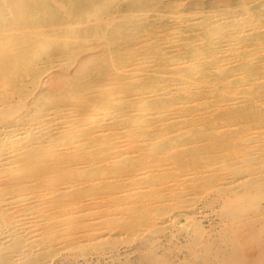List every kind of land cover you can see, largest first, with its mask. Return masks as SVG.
<instances>
[{"label": "rangeland", "instance_id": "obj_1", "mask_svg": "<svg viewBox=\"0 0 264 264\" xmlns=\"http://www.w3.org/2000/svg\"><path fill=\"white\" fill-rule=\"evenodd\" d=\"M124 1L125 0H120V1L119 0H102L100 3H98L101 7L99 8V10H97L94 13V16L95 17H101L105 14L107 16L115 15V17H116V18H114L115 21H118L119 19L121 20L120 10L122 8ZM181 1L182 2L185 1L184 2L185 6H183V9L180 8V11H179L181 14H179V12H177V10H176L178 7L176 8V6H173L174 7V8L172 7L173 8L172 9L173 15L169 17V19L171 21L170 26L168 25L165 29L158 28L159 32L158 31L154 32L152 34V38H150V40L148 41V42H155V43L158 42L156 44L159 47V49H161L159 51H164V52L167 51L164 53L165 55H168V56L171 55L172 56L175 54H182V53L185 54V52L187 51L186 48L190 44L192 46L197 47V48L210 47L211 43H216V40H214L215 35L224 34V33H227L226 35H228V34H230V30H231V34H234V33H232V29H239V30H240V28L242 29L241 23L245 19H247L249 21V23H251V24L255 23L256 25L255 24L254 25L256 27L254 26V28L248 30L249 32H247L245 30L247 32V34L245 31H244L245 33L241 32V37H239V41L233 40V42H234L233 46H232L233 49H232V51H230V57L231 58L229 59V63L224 68H222L218 62H215L214 60L212 61L214 50L208 49V52H206L200 59L199 58L191 59L187 55L184 56V58L182 60V61H184V64L183 65L181 64V66H182V69L185 70L187 73L186 78L190 80L192 77L194 78V77L199 76L198 73L196 72V70H200V69L206 70L205 72L210 74V77H211L210 81L213 83V86H212L213 88H211V91H208L207 90L208 86H205V87L202 86L201 87L202 84H200L198 88L192 89L191 93L192 92L193 93L192 94L190 93V95H189L190 97L189 98L187 96L183 97V99H181L179 102L181 104V102L186 101L187 110H185L183 112V114H184V117H187V118H185L184 120H181V121H177L176 123H172L169 126H163L162 125L160 127L161 128L160 134H158L159 131L157 130V128H159V127L157 125H155V127L152 125L148 127L147 124L143 123L141 120L139 123L138 117H141V115L146 110V108H148L147 109L148 111H150V109H152V111H155V110L162 111L165 109L173 110V108L177 109L180 107L177 106L178 105L177 102H176V104L175 103H167V102H169L168 101L169 97L168 98L165 97L164 99H161L159 101H155L154 99H147V94H149V92H147V93L145 92L143 94L138 90L140 87V84L144 80V77H145L147 71H152L153 75L161 78L162 81H160L159 83H161V82L162 83L163 82L169 83L170 81L173 82V80L171 79V76L167 72V70H159L160 69L159 68V65H160L159 58L155 57L154 54L152 55V53H150L149 55L145 54V56L141 57V59L138 62H135L133 64H129V65L126 63H124V65L122 63H119V64L118 63H113V64L108 63L107 65L104 64L102 66V64H101V67L109 68L108 70L112 69L113 73L108 74V75H97L94 78V80H95V82H93L94 84L90 83V87H88L87 92H85V96L88 97L87 98L89 101L88 104H80L78 102H75L74 100H68V101L61 102L60 103L61 108L59 107L55 111H53L55 108L52 105H47V104L41 105L42 111H44V109L46 110L47 108L49 109V107L50 108L52 107L53 109L50 111L56 112V115H61L62 113H64L65 115L69 114L71 116V118L75 117L77 124L83 123L82 125H79L81 130H83V125L85 124V122H87L85 120V118L87 116L90 118V121H91V120H94L96 118V116L98 117L100 115H103V111L104 112H107V111L112 112L113 110L114 111L112 113H115V112L118 113L119 112V114L122 116L121 120L124 119V122L126 121L127 118H134L135 123L138 124L137 127H139L137 134H135V133L127 132L126 131L127 128L124 129V127H122L123 124L120 127H115V126H112L109 124L101 125V124H106V123H103L106 121L102 120V123L100 122L101 124L100 123H91L90 126H88L89 128L88 127L84 128V130L89 134L93 132L92 134L88 135L90 137L95 138L94 141L92 142L93 145L91 148V149H93V152H92V155L91 154L82 155L79 158L80 162L78 164L72 165L69 163V166L66 168L67 173L64 176V178H67V180L70 178L69 181H71L72 184L75 183V185L73 184L74 186H72L71 190L68 191L69 192L67 194L68 196L65 199H63V201H66V199L69 200V201L67 200L69 202V205L66 207V209L73 208V209H70L68 211L72 210L71 212L76 213L79 211L78 210L79 206H80L79 209L81 211H79L78 214L74 213L75 216L72 219H70L68 222H66L67 223L66 224V226H67V232L66 233H60L59 232V234H58L59 236L56 235V237L58 236L57 238L59 239L58 240L59 243L52 245L53 248L49 245L52 249L50 248V250H48V253L46 251L43 254V257L45 259L48 258L47 260L51 261L50 264H122V263L123 264L124 263L125 264H154V263L155 264H189V263L190 264H264V231H263L264 230V177H263L264 176V172H263L264 171V163H263L264 152H263V150L264 149H262V147L264 148V103L262 100L263 98L258 100L259 102L257 101V104L259 103L258 104L259 105V111L253 110L254 112L260 113L262 115V117H263L262 120L251 119V117H249V115H245L246 112L248 113V111L238 112L241 108H246V107H249V106H252L255 104L252 102L251 103L249 102L250 104L248 103V101L250 100V97L252 98L253 89L252 88L247 89L248 88L247 86L251 82V81H248V80H250L249 74L254 71V69H255L254 67L258 68L259 70L257 73H255V75L253 74L254 76L251 75L250 78L252 79L253 83L256 86H258V87H255V89H261L260 92H262V93L264 92V86H263L264 84H262L264 82V60H262V59H264V43L256 44L255 41L252 40V38H251V36L255 35L254 33L264 31V26H263L264 23H260V20L257 19V16H256L257 14L253 13L254 10L252 8H250V5H249L248 1H246V0H242V1H244V2L246 1L245 6L247 8H245L244 5H243V7L232 6L234 3L238 2V0H231V1L230 0H221V2L219 0H198V1L197 0H195V1L194 0H190V1L189 0L188 1L187 0H181ZM222 1H223V3H225L224 5H223ZM260 1L263 2L262 0H260ZM165 2H166L165 0H160V2L158 3L159 5L161 4L160 6L157 5L154 7H150V6L145 7L140 12L141 17H143L145 15L143 19L149 20L152 17L156 16V18L158 19L157 15L154 12H156V10L158 13L159 12L162 13V12L166 11L163 8V3H165ZM218 2H219V4H218ZM194 4H196V5H194ZM215 4H217V5H215ZM250 4L252 5V3H250ZM220 5H222V6H220ZM159 7L162 9H160ZM153 8H155L153 10L154 12L152 11ZM147 10H149V11H147ZM224 13L229 15V17L228 18H226V17L221 18V17L225 16ZM188 14H189V16H188ZM207 16H210L211 18L207 17ZM202 17H203V19H202ZM220 18L222 19L221 20L222 24L218 23V24H221L220 26L217 24V25H212V27L208 28L207 23H206V21H208V19L209 20L210 19L219 20ZM195 19H198L199 21L203 22V24L201 25V22H197L198 20H195ZM158 21L160 22L162 20L159 19ZM163 22L170 23L169 21H164V20H163ZM235 22H236V24H235ZM160 24L161 23H158L155 27L157 28L158 25H160ZM188 26H189V28H188ZM260 26H261V29H260ZM246 28L248 29L249 27H245L244 29H246ZM45 30H47L49 34L53 33L54 35H57L59 37V38L55 39L56 40L55 43H57L55 45L61 46L62 44H65L63 42L64 38L59 35L60 31L58 30L57 26H55V25L54 26H48L45 28ZM160 30H162V31H160ZM196 32H198V33H196ZM207 32L209 34H207ZM212 34H215V35L212 36ZM162 35H163V37L166 35L167 36L163 38ZM196 35H197V37H196ZM235 35H236V32H235ZM188 36H190V37L192 36V37L190 38ZM42 37L43 36H41V38ZM185 37H188V38H185ZM161 38L163 40H161ZM182 38H183V40H182ZM45 40H46V37H44L43 41H45ZM194 40L195 41L197 40V42H195ZM185 41L186 42L189 41L190 44H188V43L185 44ZM143 43H145V42H140V45H143ZM88 44L93 45V44H98V43H96L95 40L94 41L91 40L88 42ZM243 45H244V47H242ZM51 46L52 45H49V43H48L47 45L43 46L41 48V50H39V52L37 53L36 67H38V69L44 70L45 68H47L49 66V67H51L50 69H52L54 71H56V70L62 71L63 68L59 69V67H58V66L62 67V65L59 64V62L62 60L64 61V59L65 60L67 59V65L65 68H67V70L72 69L75 65V60H73V59L76 57H74V56L71 58H66L63 55H61V56H57V57H51L49 60L46 58L47 56H46L45 52H48L51 49ZM137 47H138V45L136 46V48ZM138 48H141V47H138ZM163 48H165L166 50ZM72 49H73L72 45H70V48L67 50V52H65V53H67L68 57L73 55ZM159 51H157L158 52L157 54H159ZM239 52H243L244 56L241 57L239 55ZM232 54H234V55H232ZM245 55H247V56H245ZM206 57H208V58H206ZM60 59H62V60H60ZM207 59H208V62H207ZM209 60L211 62H209ZM241 60H243L244 63H247V61H248L249 63L246 64L248 67L246 66V68L243 67L242 69H236L234 66H236ZM37 62L39 64H37ZM185 62L189 63V64H186L187 67H183V66H185ZM70 63H72V64H70ZM255 63L257 65H255ZM190 64L191 65L193 64L194 66L193 65L191 66ZM175 66H176L175 64H170L168 66V69L173 70L174 68H176ZM194 67H195V69H194ZM259 67H263V68H259ZM117 68H118V70H116ZM230 69H234L235 72H229L228 70H230ZM120 70H121V72H120ZM189 71L191 72V74ZM123 72H125V73H123ZM42 73H41V79L43 77L42 81L37 83L36 86L34 85V87L30 83V80H29L30 75L24 77L27 84H29V88H33V92L41 90L43 88L47 89L49 87L47 82L43 81V80H45V78H44L45 74H42ZM148 73H150V72H148ZM188 73H189V75H188ZM234 73L235 74L237 73V77H238L239 82H234V80H232L234 75H235ZM112 74L114 75V78H112ZM165 74H167V75H165ZM231 74H234V75L230 76ZM239 74H240V76H239ZM190 75H191V77H190ZM101 76H102V78H101ZM120 76L121 77L123 76V77L120 78ZM228 76H230L231 78ZM252 76L254 78H252ZM97 78L100 80H98ZM115 78H117V79H115ZM123 79L126 81H124ZM194 79H196V78H194ZM226 79H228V81ZM241 79L243 81H241ZM112 80H115V81L112 82ZM224 80H226V81H224ZM230 81H232V82H230ZM43 82L45 84H43ZM102 82H104V83H102ZM105 84L106 85L108 84V85L106 86ZM158 84H156L155 86L153 85V87H152L153 90L151 91V93H154V91H156L158 89V86H157ZM125 85H126V87H125ZM113 86H114V88L111 89ZM243 86L246 90L243 89ZM129 87H130V89L126 90V88H129ZM240 87H241V89H240ZM224 88L226 90H224ZM95 90H97V91H95ZM120 90H121V92H120ZM125 90L128 94L125 93ZM204 90H205V92H204ZM215 90H217V91H215ZM242 90L246 91L247 94L249 91V94L244 95L245 92H243ZM136 91H138V93ZM223 91L226 92L227 94L224 93ZM235 91H236V93H235ZM254 93H256V91ZM119 94H120V96L122 94L123 97L118 96ZM177 94L178 93H176V96H178ZM200 94L201 95L204 94V95H202L203 97L200 96ZM235 94H237V95H235ZM246 95H247V97H246ZM116 96H118V97H116ZM215 96H217V98ZM124 97H126V98H124ZM180 97L182 98V96H180ZM193 98H195V99H193ZM207 98H209V99H207ZM212 98H214V99H212ZM226 98L227 99L230 98V100H224ZM232 98H234V99L232 100ZM254 98H256V97H254ZM95 100H97L99 102L95 103ZM211 100H212V102H211ZM216 100L217 101L219 100V101L217 102ZM241 100H243V101H241ZM142 101H144V102H142ZM188 101L190 102V104L188 103ZM92 102H93V104H92ZM226 102H231V103L227 104ZM142 103H143V105H142ZM211 103H212V106H211ZM123 104L125 105L124 107H123ZM230 104H232V106ZM140 105H142V106H140ZM192 105H194V107ZM202 105H204V106L202 107ZM218 107H219V109H218ZM225 107H226V110H224ZM256 107L257 106H255V108ZM94 109H96L97 111ZM252 109H253V107H252ZM86 110H91V111L86 112ZM92 110L95 112H92ZM201 110H202V112H200ZM220 110H223V111H220ZM218 111L220 112L221 115L217 114ZM229 111H230V113L231 112L234 113V117H233L234 119H232V120H228V118L225 114V112L228 113ZM203 112H204V114H203ZM83 114H86V115H83ZM189 116L192 117V119H190ZM217 116H218V118H216ZM237 117H238V119H237ZM219 118H221V119H219ZM225 118H226V120H225ZM248 118H249V121H247ZM210 119H211V121H210ZM218 120H220V121H218ZM221 120H225V121H221ZM233 120H234V122H233ZM190 122L191 123L194 122L193 123L194 125L191 124ZM224 122H228V123H224ZM96 124H98V125H96ZM222 124H224V125L222 126ZM98 126H100V127H98ZM181 127H183V128L181 129ZM220 127H222V129H220ZM80 128H78V129H80ZM117 128H120V129H117ZM177 128H179L182 131L179 135L177 134L178 136L174 134L175 129H177ZM193 128L196 130L198 129V131H193L194 130ZM217 128H218V130H217ZM102 129H104L105 131ZM199 129L200 130L202 129L204 131H202V130L199 131ZM223 129H225L226 131ZM101 131L110 132V133L108 135H106V137L104 136V138H103L102 136L101 137L98 136V134L101 133ZM208 131L210 132V134H206ZM171 132H174V133L172 134ZM202 133L203 134L205 133L206 135L204 134L205 135L204 136ZM217 134H218V136H217ZM146 135L147 136L151 135L150 138L152 140L150 138L149 139L147 138L146 139V142H147L146 146L144 144L139 146L142 139H145L144 136H146ZM154 137H157V138L154 139ZM207 137H209V138H207ZM221 137H224L227 139V144H223L221 142V139H220ZM204 138H206V139H204ZM216 138L218 140L219 139L220 140L218 141ZM242 138L243 139L245 138V140H242ZM114 140H116V141H114ZM139 140H141L140 143H138ZM207 140H209V141H207ZM204 142L206 145L204 144ZM211 142H212V144H211ZM254 142H255V144H253ZM199 144L200 145L202 144L201 145L202 148H199V146H200ZM240 144L241 145L243 144L242 145L243 147ZM113 145H114V147H112ZM135 145L138 146L137 147L138 149L135 147ZM233 145H236V146H233ZM237 145L242 147V149L240 147H237ZM244 145L246 146V148ZM116 146H118V147L116 148ZM168 147L169 148L171 147V148L169 149ZM197 147H198V149H197ZM234 147H235V151H233ZM223 148H225V149H223ZM247 148H249V150ZM257 148L261 149V150H258ZM99 149H101V150H99ZM136 149H137V151H136ZM147 149H150V150L153 149V151H152L153 153ZM237 149L240 152H236V151H238ZM185 150H187V151H185ZM210 150L211 151L213 150V151L211 152ZM78 151H80V150H75L74 152L77 153ZM114 151L116 153L115 155H113ZM123 151H125L126 153ZM102 152H103V154H102ZM121 152H123V155L126 156L124 159H122V158L120 159V161L122 160L121 161L122 163L120 161L114 162L115 159H117V158L119 159L120 157H122ZM257 152H259V153H257ZM101 154L103 155V157L101 156ZM104 154H106V155H104ZM176 154H178V155H176ZM217 154H218V156H217ZM242 154H244V155H242ZM247 154H249V155L247 156ZM236 155L237 156L242 155V156H240V159H239V157L237 159H234L237 157ZM260 155H262V156H260ZM151 156H154V158H156V159H154ZM156 156L158 157V159ZM159 156H161V158ZM211 156H212V158H211ZM165 158H167V160ZM262 158H263V160H262ZM147 159H149L150 161ZM209 159L210 160L212 159L211 161H213V160L214 161L211 163V161ZM241 159H242V162H241ZM244 159L245 160L247 159L248 162L245 163ZM249 159L252 161H250ZM89 160H90V164H88V166H86L87 164L85 166H82L83 165L82 161H89ZM146 160H147V162H146ZM158 160L160 161L159 163H158ZM234 160H236V161H234ZM207 161H209V162H207ZM261 161H262V163H261ZM150 162H151V164H150ZM255 162L257 163L256 165H255ZM93 163H95V164H93ZM104 163H105V166H104ZM152 163L154 165V168H153ZM184 163H185V166H184ZM196 163H198V164H196ZM232 163H234V165ZM250 163H251V165H249ZM258 163L262 166H260ZM108 164L111 166H109ZM130 164H132L134 166L130 167L131 166ZM138 164L141 166H139ZM230 164L232 166H230ZM252 164H253V166H252ZM95 165H97V166H95ZM101 165H103L104 167H101ZM135 165H136V167H135ZM73 166H75V167H73ZM80 166L82 167V169H80L81 168ZM115 166H117V167L115 168ZM123 166H125V168ZM143 166H145V168ZM195 166H196V168H195ZM148 167L149 168L152 167V168L149 169ZM155 167L157 168L156 169L157 171L154 173ZM181 167L183 168V170ZM203 167L206 169L204 170ZM88 168L91 172L88 171ZM200 168H203V169H200ZM217 168L220 170H218ZM230 168H231V170H230ZM257 168H260V169H258L257 172H255ZM138 169H140V171H138ZM176 169H178V170H176ZM224 169L225 170L229 169V170L225 171ZM249 169H251V170H249ZM252 169H254V170H252ZM69 170H72V171L70 172ZM207 170H208V172H207ZM215 170H216V172H215ZM259 170H262V171H259ZM68 171H69V173H68ZM110 171H112V173H110ZM143 171L145 173H143ZM170 171L173 174H171ZM172 171H174V172H172ZM221 172H223V173L226 172V174L224 173L226 176ZM117 173L119 174V176ZM133 173H135V174H133ZM164 173H166V174H164ZM190 173H191V175H190ZM49 174L45 175V177L51 178L52 175L51 174L49 175ZM54 174L56 175L57 173H54ZM158 174H160V175L162 174V175L160 176ZM187 174L189 176H191L192 178L189 177ZM245 174L249 175V176H244ZM256 174H257V176H256ZM91 175H92V177H91ZM122 175H123V178L121 177ZM124 175H126V176H124ZM137 175H138V177H136ZM181 175H184V176L180 177ZM222 175H224V176H222ZM233 175L235 176L236 179L240 180V181L237 180V182H236L237 184L235 183L236 186L232 185L236 181V179L234 177H231ZM236 175H238L237 176L238 178L236 177ZM241 175H243V176H241ZM261 175H263V176H261ZM113 176H114V178H113ZM131 176H132V178H131ZM254 176H256V177L259 176V177L256 178ZM89 177H91V178H89ZM94 177H96V178H94ZM108 177H109V179H108ZM140 177H141V180L137 179ZM171 177L174 178L175 181ZM198 177H199V179H198ZM241 177L247 178V180L243 179ZM159 178L163 179V181H158ZM229 178H231V179H229ZM240 178L242 179V182H241ZM248 178L249 179L251 178V179L249 180ZM252 178H254V180ZM51 179H47L45 181L50 182ZM80 179L84 180V183ZM89 179H90V181H89ZM181 179L184 180V183H183V180H181ZM224 179L226 181H224ZM76 180L78 182H76ZM87 180H88V182H87ZM93 180L95 181V183L93 182ZM154 180H156V182ZM168 180L170 182H167ZM185 180H187L188 182L187 181L185 182ZM190 180H191V182H189ZM245 180L247 181V184H249L250 181L255 182V183H251L250 185H247L245 183L246 182ZM257 181H258V183H257ZM117 182L118 183L120 182L119 187H117L118 186ZM180 182H182V183H180ZM77 183H79L78 184L79 186L77 185ZM106 183H108V184L106 185ZM150 183H153L152 184L153 187H150L151 186ZM239 183H240V185H239ZM56 184H58V183H56ZM56 184H54V185L53 184H49V185L47 184V187L58 186ZM89 184L91 186L88 187L87 185H89ZM109 184H111V185L113 184L112 185L113 187ZM132 184H133V186H132ZM158 184H160V185H158ZM102 185H104L103 187H106V188L104 189L102 187ZM114 185H115V187H114ZM173 185H175V186H173ZM179 185H180V187H179ZM136 186H137V189H136ZM144 186H145V189H144ZM160 186H162V188ZM109 187H111V188H109ZM141 187L144 189V191L140 190V189H142ZM224 187H225V189H224ZM124 188H125V190H124ZM121 189H123V191H121ZM135 189H136V191H134ZM163 189L164 190L166 189L165 192ZM174 189H176V190H174ZM111 190H113L114 192ZM119 191L121 193H119ZM130 191L131 192L134 191V192L131 193ZM90 192H92V193H90ZM93 192L95 194H93ZM134 193H137V194L134 195ZM100 194H102V196ZM127 194H129V195H127ZM131 194H133V197ZM177 194H178V197L180 196L179 198H177ZM184 194H186V195H184ZM105 195H107V196H105ZM191 195H193V196L191 197ZM116 198H118V200ZM70 199H72V200H70ZM144 199H146V200H144ZM155 199H156V201L158 200L156 202V204H155ZM168 199H169V201H167ZM183 199H184V201H183ZM113 200H115L116 202ZM131 200H133V201H131ZM162 200H164V203ZM176 200H177V202H176ZM79 201H80V203H79ZM98 201H100V202H98ZM117 201H120V202H117ZM128 201L130 204L128 203ZM160 201H162V202H160ZM124 202H126V203H124ZM132 202H135V203L133 204ZM138 202H140V203H138ZM145 202H147V203H145ZM168 202L170 205L168 204ZM105 203L106 204L108 203L109 205L107 206V205H105ZM70 204H72V205H70ZM113 204H115V205H113ZM127 204H128V206H127ZM143 204H144V206H143ZM167 204H168V206H167ZM186 204H187V206H186ZM111 205H113V206H111ZM122 205L123 206L125 205L124 207H126L127 210H125V208ZM129 205H130V207H132V209L129 207ZM146 206H147V208H146ZM165 206H167L168 209L167 208L165 209ZM88 207H89V209H88ZM86 208L89 210V212H88V210H86ZM56 209H58V208H56ZM95 209L97 212H95ZM128 209H129V211H128ZM85 210L87 212H86V214H83V212ZM99 210L101 211V213L99 212ZM156 210H159L160 212L158 211L159 212L158 213ZM136 211L141 212V213H139L140 215L138 213L136 214ZM147 211H148V213H147ZM152 211H153V214H152ZM93 212H95V213H93ZM122 213H125V214H122ZM156 214L163 215L162 216L163 218H161V215L158 217V215H156ZM82 215H83V217H82ZM86 215H90V217L89 216L87 217ZM107 216H109V217H107ZM133 216H136V217H133ZM78 217L80 219L82 217V219L80 220ZM138 217H139V219H138ZM115 218H117V219H115ZM136 218L139 221H137ZM150 218H151V220H150ZM158 218H160L159 221H158ZM121 219H123V220H121ZM128 219H130V220H128ZM245 219L247 221H245ZM126 220H128V221H126ZM146 220H149L150 223L149 222L146 223L145 222ZM126 222H129L130 224H128V223L126 224ZM133 223L136 225L134 226ZM144 223H146V224H144ZM75 224H76V226H75ZM105 224H107V225H105ZM138 224L144 225V227L139 225L140 228L141 227L143 228V229L141 228L142 232H140L141 230H138L139 229ZM147 224L149 226H147ZM122 225H124V226H122ZM113 226H116V227H113ZM132 226H133V228L131 229L130 227H132ZM145 226L147 227V230H146ZM155 226L157 227V229ZM96 227L97 228L99 227V229H96ZM112 227H113L114 231H119V232L118 233L113 232L114 234L112 235V231H111ZM105 228H106V231H105ZM135 228L137 229V231ZM109 229L111 231L110 233L112 236L108 232ZM78 230L79 231L81 230V231L78 232ZM99 230H102V231H99ZM131 230L132 231L134 230V231L132 232ZM120 231H121V233H120ZM98 232H100V233H98ZM131 232H132V234H131ZM106 233H108V234H106ZM92 234H94V236L98 235L99 237L98 238L96 237L94 239ZM103 234H105V236ZM123 234L125 236H123ZM64 239L67 241V243L69 245L67 243H65L66 241H64ZM96 239H98L97 241H99V242H97ZM60 240H62L63 242H61ZM70 241L72 243L74 242L73 246H75V247L72 246V243ZM80 241L81 242L84 241V242H82L80 244L79 243ZM77 242L79 243V245L77 244ZM85 243H87V244H85ZM54 246H55V248H54ZM69 248H71V249H69ZM80 248H82V249H80ZM228 254H230V255L228 256ZM198 260H200V261H198ZM196 261H197V263H196Z\"/></svg>", "mask_w": 264, "mask_h": 264}, {"label": "bare ground", "instance_id": "obj_2", "mask_svg": "<svg viewBox=\"0 0 264 264\" xmlns=\"http://www.w3.org/2000/svg\"><path fill=\"white\" fill-rule=\"evenodd\" d=\"M102 0H0V264H50L51 261H48L43 257V254L50 248L52 245H55L59 243V239L57 238L60 233H66L67 232V226L66 222H68L70 219H72L75 215L73 212L68 211L73 208L66 207L69 205V200L66 199V201H63L68 195V191L71 190L72 186L75 185V183L72 184L70 178L67 180V178H64L66 175L67 167L70 164H78L80 161V157L82 155H88L93 152L92 148V142L94 141V137H90L88 135L92 133H87L84 128L90 126L91 123H102V120H105L106 124L101 125H112L115 127H120L122 124L124 129H126L127 132L135 133L137 134L139 127L138 124L135 123L134 118H127L124 122V119H122V116L119 114V112L112 113L110 111L104 112L103 115L96 116L94 120L90 121V118L87 116L85 120V124L83 125V130L79 127V125H82L81 123L77 124L76 118L71 116L65 115L62 113L61 115H56V112H52L53 108L49 107L46 110L42 111L41 105L47 104L52 105L55 109H58L61 102L68 101V100H74L75 102H78L80 104H88V97L85 96V92H87V88L90 87V83L95 82L94 78L97 75H108L113 73V70L106 67H101L108 63H124L126 64H133L135 62H138L141 57L145 56V54H154L155 57L159 58V70H167V72L170 74L171 79L173 82L169 83H159L162 81L161 78L153 75L152 71H147L143 82L140 84L139 91L141 93H147V99H154L155 101H159L161 99H164L165 97H169L167 103H178L177 109L171 110V109H165V110H155L148 111L146 110L143 112L141 117L139 118L143 123H146L147 126H154L157 125L159 128L157 130L159 131L158 134H160L161 126H169L172 123H176L177 121L184 120L187 117H184L183 112L187 110L186 108V101L179 103L183 97H190V93L192 89H196L199 87L200 84L202 86H208V91H211V88H213V83L210 81L211 77L210 74L205 72L206 70L200 69L196 70L199 76L193 77L189 80L187 79L186 71L182 69L181 64H184L183 58L185 55L189 56L191 59H197L201 58L206 52H208V49L214 50L213 52V59L215 62H218L219 65L224 68L228 63L230 57V51L233 49V40H238L239 37H241V32H244L245 30L249 32L248 30L254 28L255 25L249 23L247 19L243 20L241 23V27L239 29H232L230 30V34L226 35L219 34L215 35L214 40H216V43H211L210 47L207 48H197L195 46H192L190 42H186L185 44H190L187 46V51L185 54H175V55H165L164 53L167 51H159V47L156 43L158 42H148L150 38H152V34L154 32H157L158 28L165 29L168 25L170 26L171 21L169 19L170 16L173 15L172 9L173 6H176L177 12L180 11V8L183 9L184 2L181 0H165L166 2L163 3L164 12L158 13L157 10L154 12L157 15L152 17L149 20L143 19L141 17L140 12L145 7H154L159 5L158 3L160 0H125L122 8L120 10V17L118 21H115L114 18L115 15L107 16L106 14L101 17H95L94 13L99 10L101 7L98 3H100ZM120 1V0H119ZM188 1V0H187ZM190 1V0H189ZM195 1V0H194ZM198 1V0H197ZM221 2V0H219ZM231 1V0H230ZM248 1L250 8L254 10V14L256 13L257 19L260 20V23H264V0L261 2L260 0H246ZM245 1V2H246ZM112 2V1H111ZM114 2V1H113ZM234 2V1H233ZM245 2L242 0H238V2L234 3L232 6L234 7H243L245 6ZM194 3V2H193ZM213 3V2H212ZM223 3V1H222ZM252 3V5L250 4ZM190 4V3H189ZM197 4V3H196ZM194 4V5H196ZM219 4V2H218ZM225 3H223L224 5ZM161 5V4H160ZM159 5V6H160ZM217 5V4H215ZM209 6V5H208ZM207 6V7H208ZM222 6V5H220ZM226 6V5H225ZM231 6V7H232ZM173 7V8H172ZM217 7V6H216ZM224 7V6H223ZM160 8V7H159ZM245 8H247L245 6ZM157 9V8H156ZM162 9V8H160ZM111 10V9H110ZM214 10V9H213ZM229 10V9H228ZM149 11V10H147ZM227 11V10H226ZM225 11V12H226ZM176 12V13H177ZM184 12V11H183ZM188 12V11H187ZM107 13V12H106ZM186 13V12H185ZM179 14H181L179 12ZM183 14V13H182ZM191 14V13H190ZM196 14V13H195ZM152 15V14H151ZM225 16L221 18H228L229 15L224 13ZM189 16V14H188ZM214 16V15H213ZM217 16V15H216ZM210 17V16H207ZM233 17V16H232ZM190 18V17H189ZM211 18V17H210ZM215 20V19H208L206 21L208 28L212 27V25H217L218 23H221V20ZM231 18V17H230ZM229 18V19H230ZM249 18V17H248ZM148 19V18H147ZM161 19L162 21H158ZM181 19V18H180ZM193 19V18H192ZM203 19V17H202ZM206 19V18H205ZM204 19V20H205ZM234 19V18H233ZM244 19V18H243ZM256 19V20H257ZM169 21L168 22H163ZM174 20V19H173ZM187 20V19H186ZM198 20V19H195ZM207 20V19H206ZM196 22V21H195ZM194 22V23H195ZM201 22V21H197ZM158 25L156 28L155 26ZM205 23V22H204ZM226 23V22H225ZM203 22H201V25ZM222 24V23H221ZM221 24H218L219 26ZM227 24V23H226ZM236 24V22H235ZM258 24V23H257ZM57 26L58 30L60 31L59 35L64 38V43L61 46L55 45L57 43L55 39L59 38L57 35L49 34L47 30H45L48 26ZM253 26V27H252ZM264 26V25H263ZM245 27H249L248 29H244ZM256 27V26H255ZM258 27V26H257ZM169 28V27H168ZM189 28V26H188ZM259 28V27H258ZM263 28V27H262ZM244 29V30H243ZM256 29V28H255ZM261 29V26H260ZM53 31V30H52ZM162 31V30H160ZM164 31V30H163ZM166 31V30H165ZM170 31V30H169ZM206 31V30H205ZM245 31V32H246ZM159 32V31H158ZM215 32V31H214ZM236 32V35H235ZM244 32V33H245ZM246 32V34H247ZM198 33V32H196ZM229 33V32H228ZM56 34V33H55ZM207 34H209L207 32ZM217 34V33H216ZM255 35L251 36L252 40L255 41L256 44H262L264 43V31L263 32H256ZM203 35V34H202ZM201 35V36H202ZM41 36H43L41 38ZM161 36V35H160ZM167 36V35H166ZM164 36V37H166ZM184 36V35H183ZM44 37H46V40L43 41ZM163 37V35H162ZM163 37V38H164ZM173 37V36H172ZM181 37V36H180ZM190 37V36H188ZM185 37V38H188ZM192 37V36H191ZM190 37V38H191ZM197 37V35H196ZM91 40H95L98 44L89 45L88 42ZM161 40H163L161 38ZM183 40V38H182ZM165 41V40H164ZM195 41V40H194ZM140 42H145L143 45H140ZM172 42V41H171ZM197 42V40L195 41ZM51 46V49L46 53V58L49 60L51 57H57L63 55L66 58L76 57L73 60H75V65L72 69L67 70V59L64 61L59 62V64L62 65L58 66L59 69L63 68L62 71H54L50 69L51 67H47L44 70L38 69L36 67V61H37V53L41 48L45 45ZM173 43V42H172ZM180 43V42H179ZM100 44V45H99ZM161 44V43H160ZM70 45H72L73 55L70 57L67 56V50L70 48ZM141 48H136V46ZM165 45V44H164ZM169 46V45H168ZM161 47V46H160ZM164 47V46H163ZM167 47V46H166ZM244 47V45L242 46ZM165 49V48H163ZM238 49V48H237ZM258 49V48H257ZM71 50V51H72ZM166 50V49H165ZM183 50V49H182ZM159 51V54H157ZM235 51V50H234ZM163 52V53H162ZM170 52V51H169ZM262 53V52H261ZM243 52H239V55L242 57ZM80 55V56H79ZM234 55V54H232ZM78 56V57H77ZM247 56V55H245ZM258 56V55H257ZM151 57V56H150ZM210 57V56H209ZM263 57V56H262ZM157 58V59H158ZM208 58V57H206ZM233 58V57H232ZM237 58V57H236ZM248 58V57H247ZM58 59V58H57ZM56 59V60H57ZM251 59V58H250ZM260 59V58H259ZM262 59V58H261ZM156 60V59H155ZM239 60V59H238ZM258 60V59H257ZM264 60V59H262ZM208 62V59H207ZM209 62H211L209 60ZM233 62V61H232ZM263 62V61H262ZM261 62V63H262ZM74 63V62H73ZM202 63V62H201ZM247 63H249L247 61ZM243 60H241L236 66H234L236 69H242L243 67L246 68V64ZM37 64H39L37 62ZM72 64V63H70ZM170 64H175L176 68L173 70H169L168 66ZM186 64H189L185 62ZM191 65V64H190ZM193 65V64H192ZM191 65V66H192ZM208 65V64H207ZM255 65H257L255 63ZM254 65V66H255ZM56 66V67H57ZM64 66V67H63ZM111 66V65H110ZM122 66V65H121ZM120 66V67H121ZM194 66V65H193ZM219 66V67H220ZM261 66V65H260ZM40 67V66H39ZM55 67V68H56ZM112 67V66H111ZM201 67V66H200ZM248 67V66H247ZM212 68V67H211ZM215 68V67H214ZM254 71L249 74L248 81H251L250 84L247 86V89L252 88L253 89V95L252 98L250 97V100L248 103L252 102L255 103L252 106L241 108L240 111H248L245 115H249L251 119H259L262 120L263 117L260 113L254 112L259 111V103L257 104V101L263 98L264 103V92H260L261 89H255L256 86L252 79L250 78L251 75H255V73L258 72V68L254 67ZM263 68V67H259ZM54 69V68H53ZM121 69V68H120ZM145 69V68H144ZM195 69V67H194ZM228 69V68H227ZM251 69V68H250ZM118 70V68L116 69ZM219 70V69H218ZM217 70V71H218ZM229 72H235L234 69L228 70ZM245 71V70H244ZM247 71V70H246ZM43 72V73H42ZM45 72V73H44ZM115 72V71H114ZM121 72V70H120ZM119 72V73H120ZM150 72V73H148ZM190 72V71H189ZM227 72V71H226ZM261 72V71H260ZM41 73L45 74L43 80L46 81L49 87L47 89H41L38 91L33 92V88H29V84L25 81L26 76L30 75V83L34 87L37 83L41 82ZM125 73V72H123ZM263 73V72H262ZM191 74V72H190ZM219 74V73H218ZM229 74V73H228ZM227 74V75H228ZM235 74V73H234ZM231 74L230 76L234 75ZM259 74V73H258ZM160 75V74H159ZM167 75V74H165ZM189 75V73H188ZM214 75V74H213ZM212 75V76H213ZM253 75V76H254ZM119 76V75H118ZM128 76V75H127ZM139 76V75H138ZM193 76V75H192ZM216 76V75H215ZM225 76V75H224ZM228 76V77H230ZM240 76V74H239ZM252 76V78H254ZM105 77V76H104ZM123 77V76H122ZM120 76V78H122ZM133 77V76H132ZM191 77V75H190ZM258 77V76H257ZM102 78V76H101ZM112 78H114V75L112 74ZM111 78V79H112ZM166 78V77H165ZM170 78V77H169ZM220 78V77H219ZM231 78V77H230ZM98 79V78H97ZM117 79V78H115ZM127 79V78H126ZM170 79V80H171ZM223 79V78H222ZM229 79V78H228ZM228 79H226L228 81ZM262 79V78H261ZM260 79V80H261ZM94 80V81H93ZM100 80V79H98ZM102 80V79H101ZM108 80V79H107ZM121 80V79H120ZM124 80V79H123ZM224 80V81H226ZM234 82H239L237 73L234 75L233 79ZM115 80H112V82ZM119 81V80H118ZM126 81V80H124ZM241 81H243L241 79ZM43 82V84H45ZM101 82V81H100ZM105 82V81H104ZM102 82V83H104ZM117 82V81H116ZM122 82V81H121ZM232 82V81H230ZM125 83V82H124ZM159 83V84H158ZM42 84V85H43ZM94 84V83H93ZM114 84V83H113ZM118 84V83H117ZM120 84V83H119ZM128 84V83H127ZM133 84V83H132ZM131 84V85H132ZM158 84V89L154 91V93H151L153 90V85L155 86ZM264 84V82L262 83ZM106 85V84H105ZM108 85V84H107ZM106 85V86H107ZM92 86V85H91ZM104 86V85H103ZM133 86V85H132ZM222 86V85H221ZM262 86V85H261ZM260 86V87H261ZM264 86V85H263ZM126 87V85H125ZM40 88V87H39ZM114 86L111 88L113 89ZM118 88V87H117ZM123 88V87H122ZM226 88V87H225ZM224 88V90H226ZM38 89V88H37ZM129 90V88H126V90ZM155 89V88H154ZM204 89V88H203ZM241 89V87H240ZM243 89L244 86H243ZM123 90V89H122ZM125 90V93H127ZM246 90V89H245ZM97 91V90H95ZM214 91V90H213ZM217 91V90H215ZM221 91V90H220ZM245 94H247L246 91L242 90ZM256 91V93H254ZM113 92V91H112ZM121 92V90H120ZM119 92V93H120ZM129 92V91H128ZM138 93V91H136ZM205 92V90H204ZM224 92V91H223ZM238 92V91H237ZM176 93H178L176 96ZM193 93V92H192ZM191 93V94H192ZM196 93V92H195ZM194 93V94H195ZM198 93V92H197ZM202 93V92H201ZM216 93V92H215ZM214 93V94H215ZM226 93V92H224ZM236 93V91H235ZM252 93V92H251ZM128 94V93H127ZM206 94V93H205ZM213 94V95H214ZM217 94V93H216ZM223 94V93H222ZM227 94V93H226ZM249 94V91H248ZM247 94V95H248ZM126 95V94H125ZM133 95V94H132ZM204 95V94H202ZM200 94V96H202ZM207 95V94H206ZM212 95V96H213ZM237 95V94H235ZM243 95V96H244ZM246 95V97H247ZM120 96V94L118 95ZM116 96V97H118ZM122 96V94H121ZM120 96V97H121ZM128 96V95H127ZM131 96V95H130ZM134 96V95H133ZM136 96V95H135ZM142 96V95H141ZM182 96V98L180 97ZM209 96V95H208ZM207 96V97H208ZM226 96V95H225ZM123 97V96H122ZM192 97V96H191ZM198 97V96H197ZM203 97V96H202ZM217 98V96H215ZM222 97V96H221ZM249 97V96H248ZM256 97V98H254ZM126 98V97H124ZM137 98V97H136ZM140 98V97H139ZM138 98V99H139ZM235 98V97H234ZM232 98V100L234 99ZM195 99V98H193ZM205 99V98H204ZM209 99V98H207ZM214 99V98H212ZM246 99V98H245ZM244 99V100H245ZM249 99V98H248ZM247 99V100H248ZM186 100V99H185ZM224 100H230V98H226ZM125 101V100H124ZM192 101V100H191ZM210 101V100H209ZM208 101V102H209ZM217 101V100H216ZM219 101V100H218ZM217 101V102H218ZM243 101V100H241ZM73 102V101H72ZM99 101L95 100V103ZM144 102V101H142ZM193 102V101H192ZM197 102V101H196ZM203 102V101H202ZM207 102V103H208ZM212 102V100H211ZM236 102V101H235ZM238 102V101H237ZM259 102V101H258ZM129 103V102H128ZM190 104V102L188 101ZM220 103V102H219ZM231 103V102H226ZM247 103V104H248ZM249 103V104H250ZM93 104V102H92ZM197 104V103H196ZM205 104V103H204ZM224 104V103H223ZM70 105V104H69ZM76 105V104H75ZM143 105V103H142ZM140 105V106H142ZM195 105V104H194ZM194 105H192L194 107ZM200 105V104H199ZM215 105V104H214ZM232 106V104H230ZM64 106V105H63ZM62 106V107H63ZM125 105L123 104V107ZM149 106V105H148ZM196 106V105H195ZM204 105H202L203 107ZM212 106V103H211ZM222 106V105H221ZM255 106H257L255 108ZM172 107V106H171ZM201 107V108H202ZM217 107V106H216ZM253 107V109H252ZM64 108V107H63ZM88 108V107H87ZM115 108V107H114ZM164 108V107H163ZM191 108V107H190ZM228 108V107H227ZM130 109V108H129ZM219 109V107H218ZM256 109V110H255ZM62 110V109H61ZM60 110V111H61ZM96 110V109H94ZM111 110V109H110ZM116 110V109H115ZM141 110V109H140ZM214 110V109H213ZM226 110V107L224 108ZM254 110V111H253ZM50 111V112H49ZM59 111V112H60ZM91 111V110H86ZM97 111V110H96ZM223 111V110H220ZM58 112V113H59ZM92 112H95L92 110ZM202 112V110L200 111ZM196 114V113H195ZM204 114V112H203ZM217 114H220L218 111ZM224 114V113H223ZM226 116L228 120L234 119V113L230 111L226 113ZM76 115V114H75ZM86 115V114H83ZM136 115V114H135ZM188 115V114H187ZM202 115V114H201ZM207 115V114H206ZM221 115V114H220ZM192 116V115H191ZM211 116V115H210ZM219 116V115H218ZM218 116L216 118H218ZM225 116V117H226ZM69 117V118H68ZM190 117V116H189ZM220 117V116H219ZM136 118V117H135ZM222 118V117H221ZM219 118V119H221ZM247 118V117H246ZM93 119V118H92ZM192 119V117H190ZM238 119V117H237ZM213 120V119H212ZM226 120V118H225ZM221 120V121H225ZM208 121V120H207ZM211 121V119H210ZM220 121V120H218ZM239 121V120H238ZM249 121V118L247 119ZM132 122V123H131ZM195 122V121H194ZM194 122H190L193 124ZM234 122V120H233ZM188 123V122H187ZM214 123V122H213ZM228 123V122H224ZM210 124V123H209ZM215 124V123H214ZM230 124V123H229ZM98 125V124H96ZM194 125V124H193ZM224 124H222L223 126ZM231 125V124H230ZM140 126V125H139ZM185 126V125H184ZM211 126V125H210ZM227 126V125H226ZM250 126V125H249ZM80 129H78V128ZM100 127V126H98ZM97 127V128H98ZM144 127V126H143ZM214 127V126H213ZM89 128V127H88ZM111 128V127H110ZM183 127H181L182 129ZM219 128V127H218ZM217 128V130H218ZM250 128V127H249ZM257 128V127H256ZM99 129V128H98ZM109 129V128H108ZM116 129V128H115ZM120 129V128H117ZM144 129V128H143ZM146 129V128H145ZM194 129V128H193ZM210 129V128H209ZM222 129V127H220ZM226 129V128H225ZM223 129V130H225ZM254 129V128H253ZM104 130V129H102ZM107 130V129H106ZM113 130V129H112ZM168 130V129H167ZM202 130V129H201ZM199 129V131H201ZM105 131V130H104ZM111 131V130H110ZM124 131V130H123ZM155 131V130H154ZM193 131H198V129H194ZM204 131V130H202ZM207 131V130H206ZM210 131V130H209ZM207 132L206 134H210V132ZM226 131V130H225ZM182 131L177 128L175 129V135H179ZM189 132V131H188ZM110 132H103L98 134V136H104L108 135ZM147 133V132H146ZM200 133V132H199ZM212 133V132H211ZM252 133V132H251ZM255 133V132H254ZM96 134V133H95ZM167 134V133H166ZM203 134V133H202ZM205 134V133H204ZM203 134V135H204ZM205 134V135H206ZM238 134V133H237ZM143 135V134H142ZM168 135V134H167ZM177 135V136H178ZM204 135V136H205ZM251 135V134H250ZM262 135V134H261ZM170 136V135H169ZM218 136V134H217ZM143 137V136H142ZM151 135L144 136L145 139H142L138 141L140 143L139 146L144 144L146 146L147 142L146 139L150 138ZM210 137V136H209ZM207 137V138H209ZM238 137V136H237ZM261 137V136H260ZM115 138V137H114ZM157 137H154V139ZM177 138V137H176ZM213 138V137H212ZM246 138V137H245ZM245 138L242 140H245ZM250 138V137H249ZM85 139V140H84ZM97 139V138H96ZM140 139V138H139ZM151 139V138H150ZM153 139V140H154ZM175 139V138H174ZM183 139V138H182ZM206 139V138H204ZM215 139V138H214ZM217 139V138H216ZM221 142L223 144H227V139L224 137H221ZM219 139V140H220ZM119 140V139H118ZM152 140V139H151ZM200 140V139H199ZM203 140V139H202ZM218 140V139H217ZM218 140V141H219ZM236 140V139H235ZM261 140V139H260ZM116 141V140H114ZM121 141V140H120ZM123 141V140H122ZM126 141V140H125ZM150 141V140H149ZM209 141V140H207ZM136 142V141H135ZM213 142V141H212ZM211 142V144H212ZM244 142V141H243ZM98 143V142H97ZM165 143V142H164ZM208 143V142H207ZM237 143V142H236ZM241 143V142H240ZM118 144V143H117ZM135 144V143H134ZM205 144V142H204ZM210 144V143H209ZM235 144V143H234ZM239 144V143H238ZM255 144V142L253 143ZM91 145V146H90ZM124 145V144H123ZM122 145V146H123ZM156 145V144H155ZM185 145V144H184ZM200 145V144H199ZM202 145V144H201ZM200 145V146H201ZM206 145V144H205ZM208 145V144H207ZM241 145V144H240ZM243 145V144H242ZM241 145V146H242ZM249 145V144H248ZM247 145V146H248ZM120 146V145H119ZM199 148H202V146ZM236 146V145H233ZM232 146V147H233ZM245 146V145H244ZM256 146V145H255ZM114 147V145L112 146ZM111 147V148H112ZM118 146H116L117 148ZM137 148L138 146L135 145ZM206 147V146H205ZM222 147V146H221ZM237 147H240L237 145ZM243 147V146H242ZM242 147H240L242 149ZM104 148V147H103ZM153 148V147H152ZM155 148V147H154ZM169 148V147H168ZM171 148V147H170ZM169 148V149H170ZM184 148V147H183ZM226 148V147H225ZM223 148V149H225ZM246 148V146H245ZM252 148V147H251ZM138 149V148H137ZM136 149V151H137ZM144 149V148H143ZM176 149V148H175ZM198 149V147H197ZM228 149V148H227ZM249 150V148H247ZM258 149V148H257ZM262 149H264L262 147ZM75 150H80L77 153L74 152ZM101 150V149H99ZM107 150V149H106ZM150 150V149H147ZM217 150V149H216ZM238 150V149H237ZM256 150V149H255ZM261 150V149H258ZM141 151V150H140ZM151 152L153 151L150 150ZM187 151V150H185ZM184 151V152H185ZM197 151V150H196ZM211 151V150H210ZM213 151V150H212ZM211 151V152H212ZM235 151V147L234 150ZM254 151V150H253ZM119 152V151H118ZM125 152V151H123ZM119 159H115L114 162L120 161V159H124L126 156L123 155ZM133 152V151H132ZM217 152V151H216ZM236 152H240L239 150ZM264 152V150H263ZM82 153V154H81ZM105 153V152H104ZM126 153V152H125ZM129 153V152H128ZM153 153V152H152ZM215 153V152H214ZM259 153V152H257ZM103 154V152H102ZM101 156L103 157V155ZM115 151L114 154L115 155ZM157 154V153H156ZM240 154V153H239ZM245 154V153H244ZM242 154V155H244ZM252 154V153H251ZM254 154V153H253ZM106 155V154H104ZM129 155V154H128ZM178 155V154H176ZM216 155V154H215ZM240 155V156H242ZM249 154H247L248 156ZM163 156V155H162ZM213 156V155H212ZM211 156V158H212ZM218 156V154H217ZM237 156V155H236ZM240 156L238 155L237 159ZM262 156V155H260ZM259 156V157H260ZM116 157V156H115ZM114 157V158H115ZM154 158V156H151ZM157 157V156H156ZM161 158V156H159ZM168 157V156H167ZM194 157V156H193ZM220 157V156H219ZM230 157V156H229ZM228 157V158H229ZM246 157V156H245ZM250 157V156H249ZM258 157V158H259ZM89 158V157H88ZM97 158V157H96ZM105 158V157H104ZM244 158V157H243ZM264 158V157H263ZM262 158V160H263ZM90 159V158H89ZM108 159V158H107ZM139 159V158H138ZM156 159V158H154ZM158 159V157H157ZM167 160V158H165ZM193 159V158H192ZM195 159V158H194ZM248 159V158H247ZM247 159L245 160V163L248 162ZM95 160V159H94ZM145 160V159H144ZM149 160V159H147ZM146 160V162H147ZM210 160V159H209ZM212 160V159H211ZM210 160V161H211ZM231 160V159H230ZM250 160V159H249ZM99 161V160H98ZM122 161V160H121ZM120 161V162H121ZM150 161V160H149ZM183 161V160H182ZM185 161V160H184ZM214 161V160H213ZM211 161V163L213 162ZM236 161V160H234ZM252 161V160H250ZM82 166H88L90 164L89 161H82ZM119 162V163H120ZM145 162V163H146ZM160 161L158 160V163ZM175 162V161H174ZM209 162V161H207ZM242 162V159H241ZM257 162V161H256ZM255 162V165L257 164ZM122 163V162H121ZM130 163V162H129ZM128 163V164H129ZM137 163V162H136ZM140 163V162H139ZM156 163V162H155ZM162 163V162H161ZM169 163V162H168ZM217 163V162H216ZM219 163V162H218ZM238 163V162H237ZM244 163V162H243ZM254 163V162H253ZM260 163V162H259ZM258 163V164H259ZM262 163V161H261ZM260 163V164H261ZM264 163V161H263ZM95 164V163H93ZM134 164V163H133ZM144 164V163H143ZM151 164V162H150ZM166 164V163H165ZM182 164V163H181ZM198 164V163H196ZM202 164V163H201ZM208 164V163H207ZM206 164V165H207ZM215 164V163H214ZM222 164V163H221ZM234 165V163H232ZM259 164V165H260ZM109 165V164H108ZM113 165V164H112ZM131 165V166H130ZM129 166L132 167L134 165L130 164ZM139 165V164H138ZM148 165V164H147ZM153 165V163H152ZM213 165V164H212ZM218 165V164H217ZM251 165V163L249 164ZM94 166V165H93ZM97 166V165H95ZM105 166V163H104ZM101 165V167H104ZM111 166V165H109ZM141 166V165H139ZM149 166V165H148ZM185 166V163H184ZM198 166V165H197ZM204 166V165H203ZM225 166V165H224ZM230 166H232L230 164ZM253 166V164H252ZM262 166V165H260ZM75 167V166H73ZM81 167V166H80ZM107 167V166H106ZM117 166H115L116 168ZM125 168V166H123ZM136 167V165H135ZM145 168V166H143ZM208 167V166H207ZM213 167V166H212ZM240 167V166H239ZM246 167V166H245ZM85 168V167H84ZM87 168V167H86ZM114 168V167H113ZM120 168V167H119ZM134 168V167H133ZM149 168V167H148ZM147 168V169H148ZM152 168V167H150ZM149 168V169H150ZM154 168V165H153ZM182 168V167H181ZM196 168V166H195ZM204 168V167H203ZM200 168V169H203ZM82 169V167L80 168ZM99 169V168H98ZM101 169V168H100ZM106 169V168H105ZM157 168L155 167L154 173L157 171ZM185 169V168H184ZM206 168H204L205 170ZM218 169V168H217ZM243 169V168H242ZM260 168H257L255 172ZM73 170V169H72ZM72 170H69L70 172ZM110 170V169H109ZM112 170V169H111ZM125 170V169H124ZM123 170V171H124ZM134 170V169H133ZM142 170V169H141ZM178 170V169H176ZM183 170V168H182ZM190 170V169H189ZM220 170V169H218ZM225 170V169H224ZM229 170V169H226ZM225 170V171H226ZM231 170V168H230ZM251 170V169H249ZM254 170V169H252ZM68 171V173H69ZM75 171V170H74ZM73 171V172H74ZM81 171V170H80ZM84 171V170H83ZM88 171L89 168H88ZM128 171V170H127ZM131 171V170H130ZM140 171V169H138ZM146 171V170H145ZM262 171V170H259ZM87 172V171H86ZM91 172V171H90ZM137 172V171H136ZM147 172V171H146ZM151 172V171H150ZM153 172V171H152ZM168 172V171H167ZM174 172V171H172ZM208 172V170H207ZM216 172V170H215ZM252 172V171H251ZM254 172V171H253ZM254 172V173H255ZM264 172V171H263ZM52 175V179L50 177H45L47 174ZM54 173H57L56 175ZM76 173V172H75ZM89 173V172H88ZM106 173V172H105ZM112 173V171H110ZM109 173V174H110ZM127 173V172H126ZM143 173H145L143 171ZM171 173V171H170ZM195 173V172H194ZM203 173V172H202ZM211 173V172H210ZM223 173V172H221ZM226 174V172H224ZM223 173V174H224ZM239 173V172H238ZM241 173V172H240ZM244 173V172H243ZM242 173V174H243ZM260 173V172H259ZM49 174V175H50ZM118 174V173H117ZM131 174V173H130ZM135 174V173H133ZM166 174V173H164ZM173 174V173H171ZM175 174V173H174ZM224 174V175H225ZM251 174V173H250ZM262 174V173H261ZM48 175V176H49ZM102 175V174H101ZM121 175V174H120ZM127 175V174H126ZM124 175V176H126ZM140 175V174H139ZM145 175V174H144ZM151 175V174H150ZM160 175V174H158ZM157 175V176H158ZM162 175V174H161ZM160 175V176H161ZM180 175V174H179ZM188 175V174H187ZM191 175V173H190ZM205 175V174H204ZM221 175V174H220ZM222 175V176H224ZM228 175V174H227ZM232 175V174H231ZM103 176V175H102ZM107 176V175H106ZM119 176V174H118ZM146 176V175H145ZM175 176V175H174ZM184 175H181L180 177H183ZM189 176V175H188ZM203 176V175H202ZM226 176V175H225ZM230 176V175H229ZM228 176V177H229ZM238 175H236L237 177ZM243 176V175H241ZM249 176V175H244ZM257 176V174H256ZM254 176V177H256ZM263 176V175H261ZM70 177V176H69ZM92 177V175H91ZM89 177V178H91ZM123 178V175L121 176ZM138 177V175L136 176ZM135 177V178H136ZM191 177V176H189ZM219 177V176H218ZM217 177V178H218ZM234 177L235 176H231ZM259 177V176H258ZM256 177V178H258ZM264 177V176H263ZM96 178V177H94ZM107 178V177H106ZM111 178V177H110ZM114 178V176H113ZM112 178V179H113ZM132 178V176H131ZM134 178V177H133ZM143 178V177H142ZM166 178V177H165ZM170 178V177H169ZM172 178V177H171ZM192 178V177H191ZM224 178V177H223ZM227 178V177H226ZM238 178V177H237ZM243 178V177H241ZM240 178V179H241ZM255 178V179H256ZM261 178V177H260ZM51 179L50 182H47L45 180ZM77 179V178H76ZM104 179V178H103ZM109 179V177H108ZM141 180L140 178H137ZM144 179V178H143ZM142 179V180H143ZM148 179V178H147ZM159 178L158 181H163V179ZM174 179V178H172ZM199 179V177H198ZM220 179V178H219ZM231 179V178H229ZM236 179V178H235ZM246 179L247 178H243ZM249 179V178H248ZM251 179V178H250ZM249 179V180H250ZM254 180V178H252ZM75 180V179H74ZM82 180V179H80ZM102 180V179H101ZM106 180V179H105ZM120 180V179H119ZM125 180V179H124ZM128 180V179H127ZM132 180V179H131ZM136 180V179H135ZM183 180V179H181ZM221 180V179H220ZM234 182L235 183L237 182ZM245 180V181H246ZM258 180V179H257ZM263 180V179H262ZM69 181V182H68ZM84 183V180H82ZM81 181V182H82ZM90 181V179H89ZM99 181V180H98ZM108 181V180H107ZM117 181V180H116ZM156 182V180H154ZM175 181V179H174ZM178 181V180H177ZM187 180H185L186 182ZM224 181H226L224 179ZM223 181V182H224ZM234 181V180H233ZM240 181V180H239ZM46 182V183H45ZM75 182V181H74ZM76 182H78L76 180ZM80 182V181H79ZM88 182V180H87ZM95 183V181L93 180ZM106 182V181H105ZM131 182V181H130ZM144 182V181H143ZM167 182H170L169 180ZM188 182V181H187ZM191 182V180L189 181ZM242 182V179H241ZM260 182V181H259ZM58 183V184H56ZM112 183V182H111ZM118 183V182H117ZM120 183V182H119ZM119 183L118 186L119 187ZM122 183V182H121ZM135 183V182H134ZM146 183V182H145ZM182 183V182H180ZM184 183V180H183ZM231 183V182H230ZM233 183V182H232ZM247 184V181L245 182ZM251 182L247 185H250ZM258 183V181H257ZM47 184H56L58 186H52L47 187ZM79 183H77L78 185ZM91 184V183H90ZM87 185L88 187L91 185ZM108 183H106L107 185ZM114 184V183H113ZM112 184V185H113ZM130 184V183H129ZM142 184V183H141ZM140 184V185H141ZM153 183H150V187H153ZM194 184V183H193ZM218 184V183H217ZM224 184V183H223ZM237 184V183H236ZM243 184V183H242ZM81 185V184H80ZM111 185V184H109ZM111 185V186H112ZM116 185V184H115ZM114 185V187H115ZM123 185V184H122ZM125 185V184H124ZM128 185V184H127ZM157 185V184H156ZM160 185V184H158ZM170 185V184H169ZM240 185V183H239ZM253 185V184H252ZM258 185V184H257ZM79 186V185H78ZM104 185H102L103 187ZM121 186V185H120ZM130 186V185H129ZM133 186V184H132ZM139 186V185H138ZM175 186V185H173ZM225 186V185H224ZM236 186V185H235ZM113 187V186H112ZM127 187V186H126ZM125 187V188H126ZM149 187V188H150ZM162 188V186H160ZM164 187V186H163ZM180 187V185H179ZM221 187V186H220ZM231 187V186H230ZM233 187V186H232ZM249 187V186H248ZM76 188V187H75ZM104 189L106 187H103ZM111 188V187H109ZM124 188V190H125ZM142 188V187H141ZM155 188V187H154ZM165 188V187H164ZM175 188V187H174ZM254 188V187H253ZM74 189V188H73ZM77 189V188H76ZM88 189V188H87ZM86 189V190H87ZM102 189V188H101ZM103 189V190H104ZM137 189V186H136ZM136 189L134 191H136ZM145 189V186H144ZM144 189H140L141 191ZM171 189V188H170ZM177 189V188H176ZM174 189V190H176ZM225 189V187H224ZM227 189V188H226ZM97 190V189H96ZM114 190V189H113ZM111 190V191H113ZM160 190V189H159ZM158 190V191H159ZM164 190V189H163ZM166 190V189H165ZM164 190V192H165ZM169 190V189H168ZM173 190V191H174ZM80 191V190H79ZM78 191V192H79ZM95 191V190H94ZM109 191V190H108ZM123 191V189H121ZM133 191V192H134ZM114 192V191H113ZM129 192V191H128ZM127 192V193H128ZM131 192V191H130ZM131 192V193H133ZM92 193V192H90ZM98 193V192H97ZM112 193V192H111ZM117 193V192H116ZM119 193H121L119 191ZM153 193V192H152ZM174 193V192H173ZM172 193V194H173ZM194 193V192H193ZM71 194V193H70ZM73 194V193H72ZM93 194H95L93 192ZM92 194V195H93ZM99 194V193H98ZM105 194V193H104ZM107 194V193H106ZM137 193H134V195ZM161 194V193H160ZM91 195V194H90ZM102 196V194H100ZM122 195V194H121ZM125 195V194H124ZM129 195V194H127ZM133 197V194H131ZM159 195V194H158ZM186 195V194H184ZM240 195V194H239ZM95 196V195H94ZM107 196V195H105ZM104 196V197H105ZM153 196V195H152ZM157 196V195H156ZM162 196V195H161ZM164 196V195H163ZM171 196V195H170ZM173 196V195H172ZM193 195H191L192 197ZM110 197V196H109ZM127 197V196H126ZM154 197V196H153ZM176 197V196H175ZM180 197V196H179ZM178 194H177V198ZM70 198V197H69ZM119 198V197H118ZM118 198H116L118 200ZM143 199V198H142ZM154 199V198H153ZM162 199V198H161ZM181 199V198H180ZM195 199V198H194ZM68 200V201H67ZM72 200V199H70ZM79 200V199H78ZM120 200V199H119ZM146 200V199H144ZM148 200V199H147ZM171 200V199H170ZM178 200V199H177ZM176 200V202H177ZM186 200V199H185ZM76 201V200H75ZM94 201V200H93ZM115 201V200H113ZM133 201V200H131ZM130 201V202H131ZM139 201V200H138ZM149 201V200H148ZM147 201V202H148ZM158 201V200H157ZM155 199V204H156ZM164 203V200H162ZM160 201V202H162ZM169 201V199L167 200ZM184 201V199H183ZM71 202V201H70ZM77 202V201H76ZM75 202V203H76ZM100 202V201H98ZM116 202V201H115ZM114 202V203H115ZM120 202V201H117ZM144 202V201H143ZM145 202V203H147ZM152 202V201H151ZM175 202V203H176ZM179 202V201H178ZM182 202V201H181ZM253 202V201H252ZM72 203V202H71ZM80 203V201H79ZM110 203V202H109ZM126 203V202H124ZM123 203V204H124ZM129 203V201H128ZM133 204L135 202H132ZM140 203V202H138ZM142 203V202H141ZM150 203V202H149ZM148 203V204H149ZM174 203V204H175ZM184 203V202H183ZM234 203V202H233ZM241 203V202H240ZM249 203V202H248ZM112 204V203H111ZM130 204V203H129ZM151 204V203H150ZM154 204V203H153ZM169 204V202H168ZM167 204V206H168ZM173 204V203H172ZM72 205V204H70ZM92 205V204H91ZM90 205V206H91ZM96 205V204H95ZM105 205H109L108 203ZM115 205V204H113ZM111 205V206H113ZM141 205V204H140ZM170 205V204H169ZM183 205V204H182ZM192 205V204H191ZM260 205V204H259ZM74 206V205H73ZM89 206V207H90ZM118 206V205H117ZM123 206V205H122ZM125 206V205H124ZM123 206V207H124ZM128 206V204H127ZM144 206V204H143ZM152 206V205H151ZM150 206V207H151ZM165 206V209L167 208ZM181 206V205H180ZM187 206V204H186ZM232 206V205H231ZM255 206V205H254ZM72 207V206H71ZM80 207V206H79ZM78 207V210L81 211ZM88 207V209H89ZM130 207V205H129ZM128 207V208H129ZM155 207V206H154ZM158 207V206H157ZM156 207V208H157ZM161 207V206H160ZM172 207V206H171ZM233 207V206H232ZM58 208V209H56ZM83 208V207H82ZM81 208V209H82ZM85 208V207H84ZM92 208V207H91ZM110 208V207H109ZM125 210L126 207H124ZM132 209V207H130ZM140 208V207H139ZM147 208V206H146ZM76 209V208H75ZM86 208V210H88ZM112 209V208H111ZM114 209V208H113ZM150 209V208H149ZM154 209V208H153ZM168 209V208H167ZM170 209V208H169ZM77 210V211H78ZM84 211L83 214H86L87 211ZM119 210V209H118ZM78 211V212H79ZM83 211V210H82ZM109 211V210H108ZM117 211V210H116ZM129 211V209H128ZM140 211V210H139ZM150 211V210H149ZM157 212L159 210H156ZM230 211V210H229ZM241 211V210H240ZM244 211V210H243ZM57 212V213H56ZM78 212H76L78 214ZM89 212V210H88ZM92 212V211H91ZM95 212L96 209H95ZM93 212V213H95ZM101 213V211L99 210ZM122 212V211H121ZM160 212V211H159ZM158 212V213H159ZM75 213V214H76ZM109 213V212H108ZM135 213V212H134ZM139 214L141 212H137L136 214ZM146 213V212H145ZM144 213V214H145ZM148 213V211H147ZM155 213V212H154ZM125 214V213H122ZM153 214V211H152ZM103 215V214H102ZM107 215V214H106ZM133 215V214H132ZM140 215V214H139ZM142 215V214H141ZM158 215V214H156ZM161 215V214H160ZM158 215V217L160 216ZM263 215V214H262ZM79 216V215H78ZM87 217L90 215H86ZM163 215H161V218ZM80 217V216H79ZM78 217V218H79ZM83 217V215H82ZM81 217V219H82ZM86 217V218H87ZM103 217V216H102ZM109 217V216H107ZM131 217V216H130ZM136 217V216H133ZM142 217V216H141ZM156 217V216H155ZM104 218V217H103ZM154 218V217H153ZM157 218V217H156ZM248 218V217H247ZM80 219V218H79ZM78 219V220H79ZM80 219V220H81ZM88 219V218H87ZM96 219V218H95ZM98 219V218H97ZM117 219V218H115ZM131 219V218H130ZM128 219V220H130ZM134 219V218H133ZM132 219V220H133ZM139 219V217H138ZM137 218L136 220L139 221ZM147 219V218H146ZM160 218H158L159 221ZM250 219V218H249ZM123 220V219H121ZM126 220V221H128ZM135 220V219H134ZM144 220V219H143ZM151 220V218H150ZM163 220V219H162ZM161 220V221H162ZM165 220V219H164ZM93 221V220H92ZM157 221V220H156ZM245 221H247L245 219ZM134 222V221H133ZM136 222V221H135ZM146 223L149 222V220L145 221ZM154 222V221H153ZM130 224L129 222H126V224ZM140 223V222H139ZM144 223V224H146ZM150 223V222H149ZM148 223V224H149ZM79 224V223H78ZM84 224V223H83ZM147 224V226H149ZM152 224V223H151ZM86 225V224H85ZM102 225V224H101ZM107 225V224H105ZM135 226L136 224L133 223ZM140 224H138L139 227ZM76 226V224H75ZM124 226V225H122ZM144 227V225H140ZM73 227V226H72ZM116 227V226H113ZM112 227V235L113 232L118 233L119 231H114ZM141 227V228H142ZM156 227V226H155ZM101 228V227H100ZM119 228V227H118ZM129 228V227H128ZM131 229L133 228L130 227ZM129 228V229H130ZM139 227L138 230L142 229ZM146 230L147 227L145 226ZM144 228V229H145ZM89 229V228H88ZM96 229H99V227ZM103 229V228H102ZM136 229V228H135ZM157 229V227H156ZM159 229V228H158ZM73 230V229H72ZM75 230V229H74ZM161 230V229H160ZM77 231V230H76ZM81 231V230H80ZM78 230V232H80ZM102 231V230H99ZM106 231V228H105ZM109 229V234L111 235V232ZM126 231V230H125ZM132 231V230H131ZM134 231V230H133ZM132 231V232H133ZM137 231V229H136ZM135 231V232H136ZM144 231V230H143ZM264 231V230H263ZM77 232V233H78ZM124 232V231H123ZM128 232V231H127ZM131 232V234H132ZM100 233V232H98ZM103 233V232H102ZM121 233V231H120ZM259 233V232H258ZM83 234V233H82ZM95 234V233H94ZM94 239L99 237L98 235H95ZM108 234V233H106ZM127 234V233H126ZM56 235H58L56 237ZM91 235V234H90ZM105 236V234H103ZM111 235V236H112ZM121 235V234H120ZM119 235V236H120ZM66 236V235H65ZM72 236V235H71ZM117 236V235H116ZM123 236H125L123 234ZM134 236V235H133ZM56 237V238H55ZM62 237V236H61ZM118 237V236H117ZM116 238V237H115ZM68 240V239H67ZM71 240V239H70ZM79 240V239H78ZM87 240V239H86ZM98 239H96L97 241ZM119 240V239H118ZM63 242L62 240H60ZM64 241H66L64 239ZM88 241V240H87ZM86 241V242H87ZM71 242V241H70ZM69 242V243H70ZM84 242V241H82ZM79 242L80 244L82 243ZM95 242V241H94ZM99 242V241H97ZM67 243V241L65 242ZM72 243V242H71ZM77 242V244L79 245ZM88 243V242H87ZM85 243V244H87ZM64 244V243H63ZM68 244V243H67ZM74 242L72 243L73 246ZM51 247H50V246ZM69 245V244H68ZM89 245V244H88ZM71 246V245H70ZM75 247V246H73ZM230 247V246H229ZM47 248V249H46ZM49 248V249H48ZM53 248V247H52ZM51 248V249H52ZM55 248V246H54ZM58 248V247H57ZM65 249V248H64ZM63 249V250H64ZM71 249V248H69ZM82 249V248H80ZM54 250V249H53ZM79 250V249H78ZM89 250V249H88ZM199 250V249H198ZM209 250V249H208ZM215 253V252H214ZM110 254V253H109ZM239 254V253H238ZM46 255V254H45ZM50 255V254H49ZM55 255V254H54ZM57 255V254H56ZM107 255V254H106ZM209 255V254H208ZM230 254H228L229 256ZM48 256V255H47ZM225 256V255H224ZM197 258V257H196ZM200 261V260H198ZM150 262V261H149ZM187 262V261H186ZM222 262V261H221ZM189 263V262H188ZM194 263V262H193ZM197 263V261H196ZM123 264V263H122ZM125 264V263H124ZM155 264V263H154ZM190 264V263H189Z\"/></svg>", "mask_w": 264, "mask_h": 264}]
</instances>
